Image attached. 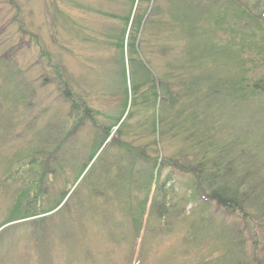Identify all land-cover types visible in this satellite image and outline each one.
I'll use <instances>...</instances> for the list:
<instances>
[{"label":"rangeland","instance_id":"374dc122","mask_svg":"<svg viewBox=\"0 0 264 264\" xmlns=\"http://www.w3.org/2000/svg\"><path fill=\"white\" fill-rule=\"evenodd\" d=\"M130 3L0 0V264L264 260V193L258 206L244 205L247 216L231 214L174 165L188 166L183 154L205 156L207 167L219 159L233 179L264 185V0H243L262 14L260 27L231 0H152L130 55L135 13L147 6L136 0L121 62L114 45ZM227 4L233 12L216 27ZM246 23L252 40L237 35ZM138 61L166 90L159 98L173 103L148 94ZM241 77L247 87L260 83L258 92L213 96L224 89L208 87ZM134 83L148 100H131ZM188 113L193 124L184 130ZM26 213L35 216L20 219ZM133 216L140 238L132 250Z\"/></svg>","mask_w":264,"mask_h":264},{"label":"trees","instance_id":"16d2710c","mask_svg":"<svg viewBox=\"0 0 264 264\" xmlns=\"http://www.w3.org/2000/svg\"><path fill=\"white\" fill-rule=\"evenodd\" d=\"M138 1L139 2L144 1L145 4H147V6L143 10H141V12L135 13V19H134L135 24L133 25L134 27L131 26L134 33L128 38V43H127L128 53L130 55L137 53V47H136L137 36L139 35V30H140L141 25H143V23H144L143 21H145L144 19H146V16L150 11L149 8H150V3L152 0H138ZM216 1H219V0H216ZM135 2H136V0H131L128 12L125 14V16H123L121 18V20L125 24V27L121 31L120 40H118V42L114 45L115 48L119 49V51L121 53V62L124 58L125 32H126V28L128 27V25L130 23ZM231 2L234 4L233 5L234 7L237 6L239 9H241V12H242L241 14H243V16L245 15L250 20H255L254 25H256L257 27H260V25L257 22H258V20L262 21V17H263L262 14H260L261 15L260 17H258V15L257 16L252 15V13L248 9V7L243 5V0H231ZM231 8H232V6L230 7L227 4V6L226 5H225V7L223 6L222 11L217 13V15H216L217 17L215 18V22H214L216 24V27H219L220 25H222L223 23H226L228 21V19L230 17L229 13L233 12V10ZM235 16L236 17L233 19L234 22L238 19L240 20L241 16L238 18L236 15V12H235ZM115 17L116 16H114V18ZM234 25H235V23H234ZM240 26L241 27L238 28V34L237 35H242L243 39L249 38V40H252L251 36L253 37L255 34L254 33L252 34V30L248 26V23H246L244 25H240ZM259 29L262 31L263 36H264V28L263 29L259 28ZM261 50H264V49L262 48ZM139 63L145 72L144 74L147 77L146 78L147 82L148 81L151 82V85L149 87L150 91L148 90L149 91L148 94H150L155 100H159L160 102L163 100V101L168 102V103H173L172 102L173 99H171L170 95L168 96V99H166V100L163 98H159V94L162 92L165 95L166 90L164 89L163 86H156L154 84V78L152 77V73L150 72V70L147 69V66L143 62L140 61ZM240 65L243 66V62H241ZM123 76L125 77V73H123ZM227 81L228 82H225V83H221V80L220 81H212V82L208 83V87L211 85H218L219 84L220 85L219 87L224 89L223 91H218V90L213 91V96H217L220 93L221 94L222 93H224V94L229 93L228 96H230V94H233V93L234 94H240V93L244 94V93H246V91L248 93H250V92L255 93V92H258L257 90H259V86H260V83L252 82V85L250 87H247V84H248L247 80L245 78H242V77L237 79L236 81H230L228 79H227ZM259 82L264 83V81L262 79H260ZM247 88H249L251 90L248 91L249 89H247ZM130 92H131L130 93L131 94V100H132V98L134 99V97H135L137 103H139L138 100H140V97H141V99H146V100H148V98H149V96H147V95H142L139 97V95L137 94V92H139V87L135 83L132 84ZM68 96H69V94H68ZM242 96H244V95H242ZM127 103H128V91L125 89V100L123 102V107H126ZM78 107L79 106L74 103L73 108H78ZM189 114L190 113H188L186 115V117ZM189 118L190 117L188 116L187 120H185L187 123L185 122L184 126H182L184 130L186 129V126L193 124L191 122V119H189ZM113 127H114V125H113ZM171 127L173 128L174 126H171ZM178 128H179V126H178ZM106 133L108 134V132H106ZM198 144L199 145L204 144V139L199 140ZM205 146H207V145H205ZM193 147H195V146H193ZM182 157L184 159H187L188 166L187 165L179 166V165H177V163H174L175 168L178 167L182 171L192 174L194 181H195L194 187L197 190L202 191L208 200L215 202L220 208H223L225 211H227L228 213H231V214H234L236 212H240L244 216H247L248 212L245 210V207H244L245 204L251 203V204H256V206H258V203H259L258 201L261 200V197L264 193V185H262L261 188H257L255 186L248 185L245 177H238V178L234 177L235 179H233L232 178L233 174H232V172L229 171V167H226L224 170L219 169V164H220L219 159L213 160L211 162L210 166L207 167L208 163H206L204 161L206 158L205 156H201L199 162L194 161L196 156H190L188 154H183ZM160 166H161V164H159V166H158V165H156V163L153 166V171H155V173H156V176H155L156 180L159 179V177H160ZM43 178H44V176L42 175L40 177V179L38 180V183H39L38 185H40V182H41V180H43ZM168 178L170 179V174H168L167 177L163 181H160L159 184H157L155 186L154 189L156 192H161L164 190V183H165V180H168ZM44 184H45V182H43V185ZM148 197H149V190H147L145 192V198L142 201H140V203H139V208L141 211L139 213L140 216H142V214L145 212V207L147 205V201H148L147 198ZM23 199H24V193H21L17 198V202H18L17 205H19V202H21V200H23ZM156 204H158V202H155V205H153V206H156ZM153 206L151 205V209L153 208ZM14 209H12L11 212H14ZM50 211H52V210L48 209V210L43 211V213H48ZM37 215H39V214H37ZM33 216H35V214L26 213V215H23L20 219H25V218L27 219V218L33 217ZM13 217L14 216L11 217L12 220H13ZM131 218H132V225H133V230H134L133 231V235H134L133 236V240H134L133 242H134V244H133V247H131L133 250L137 246V243H138L139 238H140V234H139V231H140V223L139 222L140 221L135 216H133ZM14 220H16V219H14ZM130 258H131V256H130ZM259 264H264V260L260 261Z\"/></svg>","mask_w":264,"mask_h":264}]
</instances>
